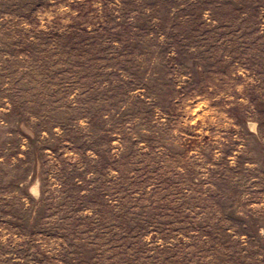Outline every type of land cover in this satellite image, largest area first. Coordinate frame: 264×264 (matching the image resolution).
I'll return each mask as SVG.
<instances>
[{"label":"rangeland","instance_id":"374dc122","mask_svg":"<svg viewBox=\"0 0 264 264\" xmlns=\"http://www.w3.org/2000/svg\"><path fill=\"white\" fill-rule=\"evenodd\" d=\"M0 264H264V0H0Z\"/></svg>","mask_w":264,"mask_h":264}]
</instances>
